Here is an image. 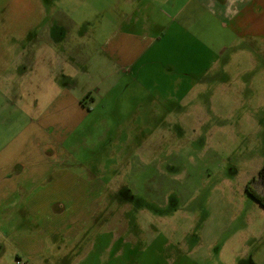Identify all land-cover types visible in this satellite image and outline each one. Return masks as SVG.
Returning a JSON list of instances; mask_svg holds the SVG:
<instances>
[{
  "label": "rangeland",
  "instance_id": "obj_1",
  "mask_svg": "<svg viewBox=\"0 0 264 264\" xmlns=\"http://www.w3.org/2000/svg\"><path fill=\"white\" fill-rule=\"evenodd\" d=\"M173 1L0 0V73L15 55H29L24 66L40 69L39 115L78 93L76 83L91 92L88 116L71 107V120L49 126L63 168L100 178L104 200L88 204L87 225L71 244L60 237L65 250L48 237L45 257L264 264V208L246 190L264 165V39H236L215 11V18L194 6L182 13L186 0ZM145 4L151 8L131 24L132 9ZM116 30L144 48L128 74L106 55ZM60 68L52 84L49 71ZM6 105L0 99V112ZM20 125L6 130L4 144ZM27 230L0 223V264L26 258L18 245Z\"/></svg>",
  "mask_w": 264,
  "mask_h": 264
},
{
  "label": "crops",
  "instance_id": "obj_2",
  "mask_svg": "<svg viewBox=\"0 0 264 264\" xmlns=\"http://www.w3.org/2000/svg\"><path fill=\"white\" fill-rule=\"evenodd\" d=\"M173 3L176 6L178 0ZM192 6L208 12L214 18L213 12L218 13L224 28H228L236 39H264V0H186L180 11L183 13ZM150 8L145 4L144 8L132 9L129 19L132 20L131 24L140 23L138 12ZM116 31L112 43L107 40L111 43V49L106 55L117 63L122 72L128 74L137 58L139 61L142 57L144 48L137 36L128 31ZM109 44L105 42L103 47L109 49ZM204 50L208 49L204 47ZM14 59L15 62L0 73V99L7 102L6 108L4 106L0 112V144L3 143L0 146V223L10 226L14 231L19 224L30 232L18 245L27 258L25 262L26 258L18 256V260L25 262L23 264H29L28 260L32 259L36 260L34 264H61L59 261L63 260L62 257L51 258L53 253L49 258L45 257L48 237L54 243V249L65 250L63 246L71 244L82 233L80 227L87 225V212L92 210L88 204L94 207L103 203L104 183L95 175H91V181L84 180L63 168L65 152L61 143L56 141V136L54 138L57 131L54 132L49 123L71 120V107L78 109L79 118L88 116L92 112L91 105L87 103L91 92L78 89L76 83L74 89L78 93L66 97V102L61 99L54 101L47 114L41 117L38 113V83L35 84V75L40 73V69L24 66L29 63V55L25 56L24 52L15 55ZM65 70H50L51 83L55 84L59 74L65 73ZM26 84L28 87L23 90ZM24 122L22 130L19 126L20 133L4 144L6 130ZM65 204L70 205L66 212ZM18 217L22 218L19 223L16 221ZM60 237L68 239V243Z\"/></svg>",
  "mask_w": 264,
  "mask_h": 264
},
{
  "label": "trees",
  "instance_id": "obj_3",
  "mask_svg": "<svg viewBox=\"0 0 264 264\" xmlns=\"http://www.w3.org/2000/svg\"><path fill=\"white\" fill-rule=\"evenodd\" d=\"M248 194L264 208V165L247 185Z\"/></svg>",
  "mask_w": 264,
  "mask_h": 264
},
{
  "label": "built area",
  "instance_id": "obj_4",
  "mask_svg": "<svg viewBox=\"0 0 264 264\" xmlns=\"http://www.w3.org/2000/svg\"><path fill=\"white\" fill-rule=\"evenodd\" d=\"M17 264H22V263L20 262V260H18Z\"/></svg>",
  "mask_w": 264,
  "mask_h": 264
}]
</instances>
